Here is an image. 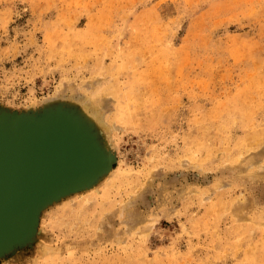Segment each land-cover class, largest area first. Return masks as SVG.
<instances>
[{
    "label": "rangeland",
    "instance_id": "obj_1",
    "mask_svg": "<svg viewBox=\"0 0 264 264\" xmlns=\"http://www.w3.org/2000/svg\"><path fill=\"white\" fill-rule=\"evenodd\" d=\"M56 112L106 166L0 264H264V0H0V114Z\"/></svg>",
    "mask_w": 264,
    "mask_h": 264
},
{
    "label": "water",
    "instance_id": "obj_2",
    "mask_svg": "<svg viewBox=\"0 0 264 264\" xmlns=\"http://www.w3.org/2000/svg\"><path fill=\"white\" fill-rule=\"evenodd\" d=\"M105 160L88 128L69 115L0 114V255L31 235L42 205L91 183Z\"/></svg>",
    "mask_w": 264,
    "mask_h": 264
},
{
    "label": "bare ground",
    "instance_id": "obj_3",
    "mask_svg": "<svg viewBox=\"0 0 264 264\" xmlns=\"http://www.w3.org/2000/svg\"><path fill=\"white\" fill-rule=\"evenodd\" d=\"M97 122H98V120H97ZM99 123V122H98ZM219 185V184H218Z\"/></svg>",
    "mask_w": 264,
    "mask_h": 264
}]
</instances>
